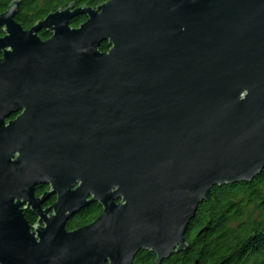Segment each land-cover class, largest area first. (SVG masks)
Wrapping results in <instances>:
<instances>
[{
	"label": "water",
	"instance_id": "1",
	"mask_svg": "<svg viewBox=\"0 0 264 264\" xmlns=\"http://www.w3.org/2000/svg\"><path fill=\"white\" fill-rule=\"evenodd\" d=\"M18 6L0 13V264L186 250L212 188L264 170V0H107L29 29Z\"/></svg>",
	"mask_w": 264,
	"mask_h": 264
},
{
	"label": "trees",
	"instance_id": "2",
	"mask_svg": "<svg viewBox=\"0 0 264 264\" xmlns=\"http://www.w3.org/2000/svg\"><path fill=\"white\" fill-rule=\"evenodd\" d=\"M14 0H0V13L6 11ZM107 0H19L16 20L24 29L31 28L49 13L65 8L86 6L97 8ZM86 20L84 15L70 20L77 27ZM3 30L0 28V37ZM42 40L49 35L42 30ZM108 50L107 42L99 47ZM1 57V53H0ZM264 170L247 183L214 187L210 197L198 208L194 221L186 232L188 248L172 255L162 264H264ZM102 212L97 204H89L72 219L66 229L73 231L93 222ZM25 220L36 223L37 217L30 210L23 211ZM155 255L139 252L134 264H152Z\"/></svg>",
	"mask_w": 264,
	"mask_h": 264
},
{
	"label": "flooded vegetation",
	"instance_id": "3",
	"mask_svg": "<svg viewBox=\"0 0 264 264\" xmlns=\"http://www.w3.org/2000/svg\"><path fill=\"white\" fill-rule=\"evenodd\" d=\"M17 115L15 116H12L10 117L8 120H13L15 119ZM7 120V121H8ZM49 190V186H46V185H40V186H37L36 189H35V195L36 196H40L42 195V193L46 192ZM90 199V198H89ZM56 200V195H51L45 202H44V205L43 207L46 208V207H49L51 206ZM93 204V203H91ZM98 204V203H97ZM87 207V206H86Z\"/></svg>",
	"mask_w": 264,
	"mask_h": 264
}]
</instances>
